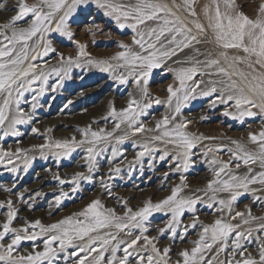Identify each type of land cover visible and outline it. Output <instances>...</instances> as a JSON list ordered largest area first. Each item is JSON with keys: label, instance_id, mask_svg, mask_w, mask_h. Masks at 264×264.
Instances as JSON below:
<instances>
[{"label": "snow or ice", "instance_id": "snow-or-ice-1", "mask_svg": "<svg viewBox=\"0 0 264 264\" xmlns=\"http://www.w3.org/2000/svg\"><path fill=\"white\" fill-rule=\"evenodd\" d=\"M197 0H182L176 3L173 0L171 6L162 0H137L135 4L114 3L113 0H17L13 9L15 15H12L6 22L0 24V129H4V136H19L21 133L17 130V125L28 123L31 115L25 113L21 105V98L29 91H34L33 84L40 82L39 91L32 97V109L38 105L37 96L45 91V85L51 74L57 77L56 84H53L52 90L55 91L57 85H62L65 79H70V70L73 66L84 67L89 65L98 68L102 72L110 73V78L119 84H127L129 78L134 82L136 89L140 93V98L132 97L127 102V107L116 110L110 104L108 115L115 122L113 132L126 123L128 129L133 135L144 131L143 123H139V117L147 114V109L153 104L165 103L159 99H151L148 92V83L153 69L161 66L164 58H171L177 52L185 49H191L194 53L187 62L191 67L175 70V79L179 82L178 87L168 85L167 88V106L172 111V115H164L162 119L156 121V129L160 135L154 136L153 140L162 141L166 144H172L177 149L175 155L171 156V162L175 163V171L185 173L195 164L192 160L193 149L204 138L190 134L186 131L190 120L177 117L186 104L197 98V89L201 84L207 83L206 90L200 91V96L211 97L217 93V84H223L219 89V95L212 102L214 106L218 101L227 104L229 101H235V107L239 111V118L244 116L252 117L256 113L251 109H259L264 114V0H260L255 8V17L252 18L243 10V4L238 0H210L204 4L201 13L196 9ZM95 5L97 9L103 10L104 15L111 17L117 27L121 30L126 28L133 32L132 45L139 47L140 51H134L131 45L119 42L117 47L122 49L107 60H95L89 57L86 51V44L81 43L75 37L72 29V23L76 22L73 17L78 12H87ZM175 9V11L173 10ZM0 10L7 11L6 4L0 2ZM184 13L186 15H179ZM162 21L159 27H150L145 32L141 26L146 21ZM24 21L27 27H17L18 22ZM85 32L89 35H95L96 31H101L100 26L94 21L85 24ZM51 34H59L66 37L67 40L75 45V57L64 56L53 47ZM167 39L162 40L164 37ZM35 38V39H34ZM29 41H33L32 45ZM159 44V47L157 46ZM197 45H212L217 49L216 58H213L211 52L202 53ZM42 49V51H38ZM229 50H235L237 54L229 55ZM35 53V54H32ZM50 53L59 57L58 68H53L51 73H46L40 69L33 61L41 60ZM242 53V55L240 54ZM205 55L204 60L195 57ZM81 58H86L84 64ZM227 64V68L221 66V61ZM115 61V63H112ZM26 65V66H25ZM244 65V69L240 68ZM202 66V67H201ZM119 69H125L124 72H118ZM204 69L215 71L205 72ZM247 69V70H245ZM197 75L212 76L218 75L226 77V80L207 82L203 80H194ZM233 77H238L239 83ZM188 82H191L189 84ZM131 96V93L129 94ZM175 107L173 108V100ZM147 100V102H146ZM71 103V101H69ZM243 106V107H242ZM67 107V105H65ZM14 115L9 118L8 113ZM224 115H231L225 111ZM38 129L32 128L36 133ZM83 139L77 141L75 137L71 141H46L38 147L41 149V155L46 148H55L62 151L54 152L58 159L67 157L75 151L77 147L83 144H95L107 137L113 135V132H105L104 129L92 131L91 127L80 129ZM128 132L117 138V144H122L127 138ZM91 137V139H89ZM167 138V139H166ZM248 140L258 145V152L247 151L243 145L236 141V149H229L231 156L237 162L243 161L245 165L259 161L260 166L264 168V130L258 135L248 134ZM144 151L137 153V159L144 156L145 152L152 154L155 149H150L147 144L141 145ZM220 149H208L204 153L206 157L209 152L219 151ZM24 151L17 148L13 152L0 153V165L7 168L8 172L16 173L17 167H7L13 164V157H18ZM88 169L91 173L96 166V157L104 149L97 151L94 147L87 148ZM118 155L117 148H112V157ZM169 153L164 151L159 160L164 161ZM110 158V159H111ZM214 173V178L207 182L203 190L208 197L209 208L219 205L218 211L223 212L227 209L231 211L234 202L249 191L250 184L259 183L264 186V171L251 175L252 169L249 168V174L238 176L231 172V160L228 162L218 161L214 156L205 161ZM31 161L25 157L24 172L28 171ZM151 164V161H149ZM219 165V167H212ZM239 168L240 164L237 163ZM112 171V170H110ZM115 173L120 172L116 168ZM167 177L168 173L164 174ZM222 175H227L228 179H223ZM59 180V177H55ZM90 176L83 173H76L72 178L75 185L72 191L75 193L79 189L80 180H90ZM181 184L171 189V194L163 200L153 204L151 201L144 203L143 207L136 211L125 205L122 216H118L114 209H105L99 199L92 200L81 212L73 216L65 217L56 223L44 225L39 219L33 222L25 221V224L19 228L13 227V222L18 218L19 209L15 207V202L8 199L6 202H0V208L7 207L4 213L5 219L0 223V264H54L55 258L59 252L65 253L64 260L67 262L69 256L76 257L73 264H172L170 252L171 247L165 246L163 249L157 247L155 240L157 237L145 235L148 229L145 227V221L154 212L167 211L171 213V219L168 220L165 227L159 228L160 236L166 232L171 233L170 240H175L177 235L181 239L186 235L188 228H195L198 223V217L195 215L192 222L177 232V225L180 224L181 215L187 211L196 212V204L200 202V196L180 197L179 193L182 187L186 186L185 176L182 174ZM64 184V180H59ZM12 187H15L13 183ZM102 188L107 186L102 182ZM5 192H12L11 188H4ZM243 190V191H241ZM252 191H255L253 189ZM211 193L209 196L208 193ZM218 193H228L227 199L218 198ZM17 199L20 203L26 204L29 210L33 209V204L28 200H35L36 196H30L28 200L24 199L23 193H17ZM67 193H61L55 197V203L59 206ZM259 199V198H257ZM243 213L237 212L236 216H242ZM250 215V210H249ZM248 221L245 220L244 223ZM115 228L118 232L132 234V229H139V234L130 241L118 240L117 235L112 232L100 234V230ZM238 226H233L224 222L222 219H216L211 225H202L199 233V239L193 242L194 246L178 252V259L175 264H205L204 252L211 250L213 245L220 244L217 252H224L227 248V241L234 233L232 239L231 256L226 261H220L219 264H264V242L258 240L260 247L258 249V259L251 253L245 256L247 249L243 241L249 239L251 232L247 235L240 231H235ZM264 231V224L261 226ZM30 229L32 231H30ZM38 229V231H36ZM95 233V235H93ZM43 240V250L37 251V245L34 243L32 252L21 254L19 246L22 241ZM75 241L81 243L76 244ZM143 241V243H139ZM115 242V243H113ZM54 245H56L54 247ZM121 246H123L121 248ZM73 247L76 250L67 253V249ZM123 251L122 257L117 256L118 251ZM110 251V256L105 253ZM239 256L240 259H235ZM207 264H213V260H208Z\"/></svg>", "mask_w": 264, "mask_h": 264}, {"label": "rangeland", "instance_id": "rangeland-1", "mask_svg": "<svg viewBox=\"0 0 264 264\" xmlns=\"http://www.w3.org/2000/svg\"><path fill=\"white\" fill-rule=\"evenodd\" d=\"M0 2H4L8 9L7 11L0 10V24H3L12 15H15L13 9L17 0H0ZM27 2L31 3L32 0H27ZM162 2L171 6L173 0H162ZM175 2L181 3L182 0H175ZM238 2L243 4V10L246 14H255L254 10L260 0H238ZM173 10L175 11V9ZM178 14L185 15L184 13ZM73 19L76 22L72 23L71 27L75 32V37L81 43L86 44V51L92 59L107 60L115 55L117 51L122 50L117 47L121 41L131 45L133 50L139 49L138 46L132 45L133 32L127 28L124 30L119 29L114 21L98 11L95 5H92L87 12H78ZM92 21L99 25L101 29V31H96L94 36L87 34L84 30L85 24ZM27 26L24 21L17 24V27ZM167 38V36L164 37V39ZM50 39L53 47L63 53L65 57L69 55L75 57V45L70 43L66 37L51 34ZM32 43L33 41H29L30 45ZM38 51H42V49H38ZM85 59L81 58L82 64H84ZM171 59L172 57L164 58L161 66L153 69L149 78V97L165 102L159 105L153 104L151 108L147 109L146 115L139 117V123H143L145 129H152V131H144L135 135L128 129L126 123L121 124V127L113 132L115 122L108 115L110 104L119 111L127 107L130 98H140V93L131 78H129L127 84H119L110 78V73L102 72L96 67L89 65L84 67L73 66L69 73L71 78L65 79L62 85H57L55 91L52 90L51 86L56 84L57 77L55 74L49 76L44 93L37 96L36 103L38 106L35 109L31 107L32 97L39 91L40 82L33 84L34 91L26 92L24 97L21 98L20 105L25 113L31 115V120L28 123L17 125V130L21 135H8L0 140V153H14L17 148L24 150L18 157L12 158V165L7 166L17 167L18 172H8L5 166L0 165V202L12 199L15 202V207L20 210L18 218L13 222V227L19 228L25 224V221L33 222L37 219L44 225L56 223L65 217L81 212L94 199H99L105 209H114L118 216H122L125 205L136 211L143 207L147 201L155 204L166 198L171 194L173 187L181 184L180 177L183 174L186 186L182 187L179 196H200L201 200L196 204L195 213L185 211L181 215L177 232H182L192 222L194 215L198 217L197 226L188 228L183 239L177 235L175 240H170L171 233L166 232L163 236H160L158 230L165 227L168 220L171 219V213L167 211L154 212L145 221V227L148 229L145 235L150 238L157 237L154 243L161 249L170 246L172 249L170 252L171 261L172 264H175L178 259V252L184 249L190 250L194 246L193 242L199 239L202 225H211L216 219H222L226 223L238 226L235 231H240L245 235L249 231L251 232L249 239L243 241L244 247L247 249L245 256L251 253L258 259V249L260 247L258 240L264 242V231L260 227L264 224V186L259 183L250 184L249 191L234 202L230 212L227 209L223 212L218 211V204L214 208H209L207 206L209 203L208 197L205 196L203 190L206 188L207 182L214 178L212 169L205 162L212 159L213 156L221 162L231 160L230 170L238 176L249 174V168L252 169L251 175L264 171L260 164L249 163L245 165L243 161L237 162L228 151L229 149H236L233 141H247L250 146L257 145L248 140V133L251 131H254V134L257 135L260 133L259 130L264 128V116L261 113H256L255 116H244L240 119L234 103L222 104L217 101L213 106L212 102L219 94L215 93L211 97L200 96L198 88L197 98L190 100L182 108L177 121L180 119L190 120L191 123L186 131L204 138L192 150L195 153L192 156L195 164L185 173L175 171V163L171 162V156L176 154L177 149L172 144L153 140L154 136L160 135V131L155 130L156 121L162 119L164 115H172V111L166 103L167 88L173 81V72L166 66ZM33 63L40 66V69L46 73H51L53 68L60 67L59 57L52 53L41 60L33 61ZM112 63H115V61ZM223 64L225 65V63ZM124 71L125 69L118 70V72ZM198 77L197 75L196 78ZM235 78L239 82L238 77ZM2 102V98H0V104ZM175 102L174 99L173 108ZM225 111L231 113V115H224ZM8 115L11 118L14 113L9 112ZM89 126L92 131L98 132L100 129H104L105 132H113V135L96 142L94 145L87 143L80 145L67 157L62 156L58 159L53 153L62 150L55 148H46L43 150L44 154L41 155L39 145L45 144L46 141H71L73 137L79 141L83 139L79 130ZM32 128H36L38 131L33 133ZM3 131L4 129H0V135H3ZM126 132H128L127 138L122 144H117V138L123 136ZM144 144L156 151L152 154L145 152L143 157L137 159V153L144 151L140 147ZM88 147H94L97 151L104 149L96 157V166L91 173L85 159ZM113 147L118 150V155L115 158H111ZM210 148L220 150L209 152L205 157L204 153ZM164 151H167L169 156L166 160L160 161L159 156ZM25 157L31 161L27 172L23 170ZM149 161H151V164ZM237 163L240 164L239 168L236 167ZM212 167H219V165ZM116 168L120 169L118 174L114 171ZM76 173H83L85 176H90L91 179L80 180L79 189L73 193L72 189L75 185L71 181ZM165 173H168L167 177H165ZM57 176L59 180H64L65 183L60 184L59 180L55 178ZM222 178L228 179V176L222 175ZM102 182L107 186L106 188L101 187ZM13 183H15L14 188L12 187ZM4 188H11L12 192H5ZM253 189L255 191H252ZM62 192L67 193L68 196L63 198L61 204L57 206L55 197ZM17 193H23L25 200H28L30 196H36V193L41 195L36 196L34 201L28 200V203L33 204V209L29 210L26 204L18 201ZM208 195L210 196L211 193L209 192ZM217 196L218 198L227 199L228 193H218ZM6 212L5 203V207L0 208V223L5 219L4 213ZM237 212L243 213V215L236 216ZM245 220L248 222L244 223ZM30 231L32 230L30 229ZM106 231L116 234L118 240L125 241H130L139 234V229H132V234L127 235V230L118 232L114 227L102 229L100 234L103 235ZM234 238L233 233L227 241L228 246L224 252H217V248L220 246L219 243L213 245L211 250H206L204 252L205 264L208 260H213V264H219L220 261L229 259L232 251V239ZM34 243L37 245V251L43 250V240L38 238L35 242L22 241L19 246L20 253L32 252ZM75 243L79 244L81 242L75 241ZM139 243H143V241ZM75 250V248L69 247L67 253L70 254ZM110 254V251H108L105 256L108 257ZM123 255L122 250L117 252L118 257ZM64 256L65 253L59 252L54 264H73L76 259V257L69 256L66 262ZM235 259L239 260L240 257L236 256ZM132 264H134V259Z\"/></svg>", "mask_w": 264, "mask_h": 264}, {"label": "bare ground", "instance_id": "bare-ground-1", "mask_svg": "<svg viewBox=\"0 0 264 264\" xmlns=\"http://www.w3.org/2000/svg\"><path fill=\"white\" fill-rule=\"evenodd\" d=\"M113 2L114 3H120V4L127 5V4H135L137 1H134V0H126V1H123V0H113ZM209 2H210V0H197V3H196L197 12L198 13H201L203 5L204 4H207ZM98 11H100V12H102L104 14L103 10L98 9ZM247 15H249L252 18L255 17V14H253V13H250V14H247ZM109 18L111 20H113L111 17H109ZM114 23H115V21H114ZM161 24H162V21L151 20V21H146L145 25L141 26V28H142V30H144L146 32L148 28H150V27H159ZM128 30H131V29H128ZM131 39H132V37H131ZM162 40H164V38H162ZM157 46L159 47V44ZM197 47L200 48V50H201L202 53L211 52L213 58H216L217 49H215L214 46L197 45ZM134 51H137L138 52V51H140V49H137V50H134ZM233 54H237L235 52V50H229V55H233ZM240 54L242 55V53H240ZM193 56H194V53L192 52L191 49H185L182 52H177V54L175 56H172V59L170 60V62L166 64L167 68H169L173 72L172 73L173 74L172 75L173 76V81H171V85H173L174 87H178L179 86V82L175 79V70H178L180 68L191 67L192 64L189 63V62H187V61L189 60L190 57H193ZM195 58L196 59H199V60H204L205 59V55H200V56H197ZM223 63L224 62L222 60L221 61V66L227 68V64L225 63V65H224ZM239 67L242 68V69H244V65H240ZM245 70H247V69H245ZM204 71L205 72H208V71H213L214 72L215 69H212V70L204 69ZM198 76H199L198 78L194 77V80H203V81L207 82L209 80L220 81V80H226L227 79L226 77L218 76V75H212V76H208V75L200 76V75H198ZM233 79H236V78L233 77ZM237 82H238V80H237ZM189 84H191V82ZM208 86L209 85L207 83L201 84L200 87H199V92L200 91H203V90H206V88ZM222 87H223V84H219V83L217 84V88H218L217 93L218 94H219V89L222 88ZM229 102H232V103L235 104V101L234 100L233 101H229ZM251 110L253 112H255V113H259L260 114L259 109L252 108ZM238 113H239V111H238ZM262 115L264 116V114H262ZM262 130H264V128L261 129V130H259V131L261 132ZM251 133H255V132L254 131H251ZM238 143L241 144V145H243L244 148L247 151H250V152H258V145L250 146V145L247 144V141H244L243 142V141H240V140H238ZM235 146H236V144H235ZM256 163L257 164H260L259 161H257ZM253 175H255V174H253Z\"/></svg>", "mask_w": 264, "mask_h": 264}]
</instances>
